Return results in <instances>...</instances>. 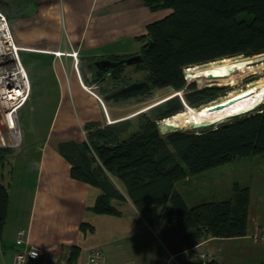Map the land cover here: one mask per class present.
Here are the masks:
<instances>
[{"label":"crops","instance_id":"obj_1","mask_svg":"<svg viewBox=\"0 0 264 264\" xmlns=\"http://www.w3.org/2000/svg\"><path fill=\"white\" fill-rule=\"evenodd\" d=\"M0 10L21 48L30 82L19 124L21 132L24 127L32 133L27 146L21 144L8 157L7 176L6 165H0V186L7 187L9 196L0 224V264H12L19 231L25 244L46 253L43 264H85L93 248L102 250L108 264H201L184 260L191 250L219 252L216 260L204 264L264 263V154L226 163L235 173L227 181L209 171L174 184L189 207L209 201L203 197L214 193L213 201L230 198L236 184L247 187L246 232L238 237L194 238L193 227L170 224L137 208L126 195V201H111L119 214L96 213L91 207L100 189L71 177L65 142L83 141L86 123L103 122L105 114L118 121L139 110L137 104L126 110L121 100L105 98L122 84L105 87L97 81L93 62L139 53L146 26L168 10H151L143 0H0ZM71 51L78 53L81 81ZM84 86L94 87L105 109Z\"/></svg>","mask_w":264,"mask_h":264},{"label":"trees","instance_id":"obj_2","mask_svg":"<svg viewBox=\"0 0 264 264\" xmlns=\"http://www.w3.org/2000/svg\"><path fill=\"white\" fill-rule=\"evenodd\" d=\"M143 1L151 10L169 11L149 23L139 37L143 43L135 71L146 74L143 80L149 91L162 87L183 90L187 104H202L221 89L187 85L186 66L264 52V0ZM119 76L115 77L117 84L128 83ZM181 108V101L173 96L152 107L150 116L145 112L133 116L137 117L134 126L132 117L108 124L86 123L83 141L62 145L72 165L71 177L100 189L91 207L96 213L119 214L111 201H126V195L137 208L170 224L193 227L194 238L242 236L246 232L247 187L236 184L230 198L189 207L174 184L234 159L264 154V103L214 127L160 133L156 120ZM8 201L7 187L1 185L0 224Z\"/></svg>","mask_w":264,"mask_h":264},{"label":"built area","instance_id":"obj_3","mask_svg":"<svg viewBox=\"0 0 264 264\" xmlns=\"http://www.w3.org/2000/svg\"><path fill=\"white\" fill-rule=\"evenodd\" d=\"M20 50L21 48L14 40L9 20L0 10V149H17L21 146L22 132L19 124V110L25 105L30 95V82L20 59ZM60 54L62 53L56 52V55L60 56ZM77 54V51L68 53L81 81ZM84 87L99 100L104 108L101 98L93 91L94 87ZM105 116L106 123H109L108 116L106 114ZM23 235V231L18 232L12 264H43L47 257L46 253L37 246L25 244ZM261 237L264 240V234ZM33 252L36 254L32 255ZM218 256L217 250L211 252L191 250L183 254L186 262L201 264L214 261ZM173 258L174 255H171L169 260ZM85 264L108 263L105 261L102 250L93 248L89 251Z\"/></svg>","mask_w":264,"mask_h":264},{"label":"rangeland","instance_id":"obj_4","mask_svg":"<svg viewBox=\"0 0 264 264\" xmlns=\"http://www.w3.org/2000/svg\"><path fill=\"white\" fill-rule=\"evenodd\" d=\"M135 69H136L135 64H132V65L124 64L123 68L121 69V72L119 73L120 75L119 77L122 80L127 79L128 82L143 80L146 74L141 71L136 72ZM184 72L188 78V79L185 78L187 85L192 83V84H195V86L199 89L203 87H220L221 92H219L213 99H211L212 101H214L219 96L224 95L225 93H228L229 90L233 88H235V90L246 88L250 80L256 77L259 78L261 76H264V52L256 54V55H252V56L234 55V56L216 59L215 61L212 60V61H208L205 63L194 64L192 66L185 67ZM209 74H211L213 77L209 78L208 77ZM102 83H105L104 84L105 87H111L114 85L110 82V80L109 82L103 81ZM177 92L180 93V96L176 94ZM183 93H184L183 90L174 92L170 87L154 88V89H151L147 94H145L144 97L143 96L141 98L133 97V98H130V100L121 99L120 106L128 110L129 107H133V105L137 104V106L134 108H139V110H141V109L151 106L152 104L155 105V103H157L161 99H165V97H167L168 95L173 94L174 96L179 98V100L181 101V105H182L181 109H183L186 107L184 103L186 101L183 98ZM211 100H208L202 104L208 103ZM109 103H110V107L114 106L113 102H109ZM200 105L201 104L196 105V106H190V107H198ZM20 110L19 112H21ZM151 111H152L151 109L150 110L148 109L145 113L150 116L153 113ZM136 118L137 117L131 118L133 126L136 122ZM223 120H226V119H222L220 121H223ZM159 121L160 119H157L156 123L159 124L160 123ZM101 123L108 124L106 123L105 120ZM158 128H159L160 133L162 134L169 132V131H165L164 129H162L160 124L158 125ZM202 129L204 128L194 129L191 126H185V127L180 128L179 130H202ZM83 134H84V137L86 138L87 133L84 131ZM30 136H32V133L24 131V127H23L22 141H21L22 146H27L31 138ZM17 149H8V148L0 149V165L2 166V163L6 165L5 167L6 171L3 172L4 176H7L8 174L7 173L8 172L7 170L9 168L8 163H7L8 157H10L12 151L17 150ZM231 166H229L228 164H223V165L214 167L212 169H209L203 172L215 171V173L223 174L224 175L223 180L227 181L230 178L234 177L232 175H235L234 171L231 172L232 173L231 174L228 170ZM22 170L23 169L19 170L20 173L22 172ZM19 171L15 172V175L13 178L14 182L16 181V175L20 174V173L18 174ZM17 179L19 180L20 178H17ZM27 182L30 183L29 177H28ZM115 182H116L117 187L122 192H124V188L122 187L120 182L117 180H115ZM198 189L201 193H205L207 191V189L204 187H198L197 190ZM215 195H216L215 193L213 194V197H211L212 195L211 196L207 195L203 197V200L215 199L216 198ZM187 203L190 204L189 202ZM1 258H2V251L0 249V260Z\"/></svg>","mask_w":264,"mask_h":264},{"label":"bare ground","instance_id":"obj_5","mask_svg":"<svg viewBox=\"0 0 264 264\" xmlns=\"http://www.w3.org/2000/svg\"><path fill=\"white\" fill-rule=\"evenodd\" d=\"M177 94L180 93L178 92ZM173 96V94H170L165 97V99H161L155 104L159 105ZM184 103L186 105L185 108L160 119V125L162 129L166 131L164 124H168L177 128L191 126L194 129H199L203 128V124H210L209 126H212L222 119H227L229 116L254 110L260 104L264 103V76L259 78L256 77L250 80L246 88L238 90L233 88L229 90L228 93L219 96L216 100H211L208 103L201 104L198 107H190L191 105H188L186 102ZM149 108L151 107L149 106L147 108L138 110L126 118H131L137 113L146 112ZM126 118L124 117L123 119ZM108 119H110V123L117 121L111 118ZM195 125L196 127H194Z\"/></svg>","mask_w":264,"mask_h":264},{"label":"water","instance_id":"obj_6","mask_svg":"<svg viewBox=\"0 0 264 264\" xmlns=\"http://www.w3.org/2000/svg\"><path fill=\"white\" fill-rule=\"evenodd\" d=\"M140 60H141L140 54H133V55H129L127 57H121L117 60H111L110 58L99 59V60L94 61L93 64L99 70L104 71V72H108V70L110 68L116 67V66L121 65V64L132 65V64L138 63ZM203 63H205V62H203ZM189 66H192V65H189ZM186 67H188V66H186ZM184 77L186 78V76H184ZM208 77L212 78L213 76L211 74H209ZM147 85H148V83L146 81L129 82V83L123 84L122 86L118 87L115 91L109 93L107 95V97H105V98H115V97H120V96H126L128 94L133 93V92L140 91L142 88H144ZM261 105L262 104H260L258 107H260ZM258 107L255 108L254 110H257ZM254 110H252V111H254ZM252 111H249V112H252ZM245 112H241V113H237L235 115L229 116V117H227L226 120L219 121L212 126H209L210 124H203L202 127L203 128L214 127L221 122L227 121L228 119L249 113V112H246V113ZM164 127H165L166 131H176V130L180 129V128L173 127V126L168 125V124H164ZM194 127H196V125Z\"/></svg>","mask_w":264,"mask_h":264},{"label":"flooded vegetation","instance_id":"obj_7","mask_svg":"<svg viewBox=\"0 0 264 264\" xmlns=\"http://www.w3.org/2000/svg\"><path fill=\"white\" fill-rule=\"evenodd\" d=\"M136 54H140V53H136ZM111 59V58H110ZM119 59V58H118ZM111 60H117V59H111ZM123 65L124 64H121V65H118L116 67H113V68H110L108 70V72H104V71H101L99 70L97 67H96V70H95V78L97 79V81H99L100 83H102L103 81H106L108 82L110 80V82L112 84H114L113 86H116L117 82H116V78L118 76V74L121 72V69L123 68ZM95 66V65H94ZM103 73V74H101ZM102 81V82H101ZM140 81H145V80H140ZM119 85V84H117ZM123 85V84H122ZM116 88V87H115ZM149 91L147 90V86H145L144 88H142L140 91H137V92H133L131 94H128L126 96H120V97H115L114 99H117L116 101L118 100H121V99H130V98H133V97H136V98H141L142 96L144 97L145 94H147Z\"/></svg>","mask_w":264,"mask_h":264},{"label":"clouds","instance_id":"obj_8","mask_svg":"<svg viewBox=\"0 0 264 264\" xmlns=\"http://www.w3.org/2000/svg\"><path fill=\"white\" fill-rule=\"evenodd\" d=\"M177 94V93H176ZM178 96H180V94H177ZM182 98V97H181ZM169 99V98H168ZM183 99V98H182ZM156 105H158V104H152L150 107L152 108V107H154V106H156ZM151 108H149V109H151ZM142 113V112H141ZM139 114V113H138ZM110 123V122H109ZM36 253L35 252H33L32 253V255H35Z\"/></svg>","mask_w":264,"mask_h":264}]
</instances>
